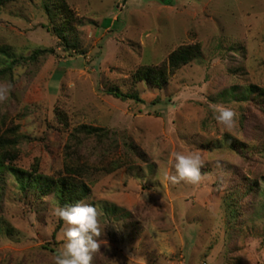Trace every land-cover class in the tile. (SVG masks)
I'll return each instance as SVG.
<instances>
[{
	"label": "rangeland",
	"instance_id": "1",
	"mask_svg": "<svg viewBox=\"0 0 264 264\" xmlns=\"http://www.w3.org/2000/svg\"><path fill=\"white\" fill-rule=\"evenodd\" d=\"M194 43L200 57L163 87L132 79ZM1 51L18 61L0 77L6 161L47 176L78 166L98 212L91 264H264V0H12ZM217 106L236 112L230 129ZM177 152L205 161L198 183L165 179ZM19 188L0 168V264H54L57 202Z\"/></svg>",
	"mask_w": 264,
	"mask_h": 264
},
{
	"label": "trees",
	"instance_id": "2",
	"mask_svg": "<svg viewBox=\"0 0 264 264\" xmlns=\"http://www.w3.org/2000/svg\"><path fill=\"white\" fill-rule=\"evenodd\" d=\"M12 0H0V6L6 2ZM49 15H54L49 12ZM60 17V16H59ZM67 18L66 16H64ZM61 20L63 17L60 18ZM57 28H55L56 30ZM60 31V30H59ZM59 36L65 40V36L62 32H58ZM57 34V35H58ZM69 46V44H68ZM47 51L46 49L35 50V55L39 52ZM200 46L197 43L180 45L173 49L168 57L157 65H142L136 68L132 73V79L136 81H142L154 87H163L167 83V79L180 67L191 63L193 60L200 57ZM1 55H6V52L1 51ZM8 55V54H7ZM18 63L10 62L0 64V77H3L7 73H10L13 66ZM259 91V90H257ZM252 95L251 89L249 90ZM264 94V92H261ZM259 93V94H261ZM107 94L118 99H130L139 100V96L135 93H125L117 88H110L107 90ZM76 132H84L91 134L97 132L99 129L87 125H80L75 128ZM98 133V132H97ZM14 141L8 138L0 137V168L5 169L9 173L15 176L18 186L27 195H36L45 197L46 195H52L54 200L60 205L74 204L88 194L89 187L82 181V172L78 166L67 164L64 168V173L56 176H47L39 174L37 172H28L17 166H14L11 161H6L9 157H14L13 150ZM80 177V178H79Z\"/></svg>",
	"mask_w": 264,
	"mask_h": 264
},
{
	"label": "clouds",
	"instance_id": "3",
	"mask_svg": "<svg viewBox=\"0 0 264 264\" xmlns=\"http://www.w3.org/2000/svg\"><path fill=\"white\" fill-rule=\"evenodd\" d=\"M8 87L0 85V101L7 99ZM215 120L226 128L233 127L236 112L231 108L217 106ZM175 175L165 174V179L173 184L187 181L198 183L205 161L199 153L174 154ZM53 214L64 222L63 248L58 250L54 264H91L93 254L100 248L98 237L100 228L97 207L91 203L78 201L74 204L60 205L52 209Z\"/></svg>",
	"mask_w": 264,
	"mask_h": 264
}]
</instances>
